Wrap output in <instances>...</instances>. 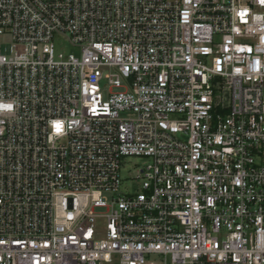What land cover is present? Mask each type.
<instances>
[{
    "label": "built area",
    "instance_id": "built-area-1",
    "mask_svg": "<svg viewBox=\"0 0 264 264\" xmlns=\"http://www.w3.org/2000/svg\"><path fill=\"white\" fill-rule=\"evenodd\" d=\"M0 264H264V0H0Z\"/></svg>",
    "mask_w": 264,
    "mask_h": 264
},
{
    "label": "rangeland",
    "instance_id": "rangeland-1",
    "mask_svg": "<svg viewBox=\"0 0 264 264\" xmlns=\"http://www.w3.org/2000/svg\"><path fill=\"white\" fill-rule=\"evenodd\" d=\"M12 39L11 36H7L5 38L4 43L2 44V49L4 52H9L10 47L12 45ZM56 48L59 51L64 52H72L76 55L80 54V48L71 44L69 40L62 39V40H56ZM147 159L145 157L141 156H126L123 159L122 169H121V177L124 181V184L122 185V192H129L131 181H133L135 176L138 173V170L145 164ZM127 183V185L125 184Z\"/></svg>",
    "mask_w": 264,
    "mask_h": 264
},
{
    "label": "snow or ice",
    "instance_id": "snow-or-ice-1",
    "mask_svg": "<svg viewBox=\"0 0 264 264\" xmlns=\"http://www.w3.org/2000/svg\"><path fill=\"white\" fill-rule=\"evenodd\" d=\"M57 128H58V130H59V128H60V125H59V124H57Z\"/></svg>",
    "mask_w": 264,
    "mask_h": 264
}]
</instances>
